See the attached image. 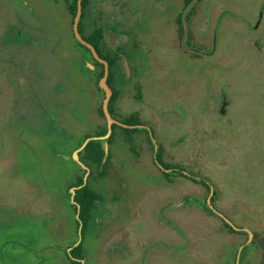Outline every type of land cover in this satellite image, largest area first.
Returning <instances> with one entry per match:
<instances>
[{"label": "rangeland", "instance_id": "obj_1", "mask_svg": "<svg viewBox=\"0 0 264 264\" xmlns=\"http://www.w3.org/2000/svg\"><path fill=\"white\" fill-rule=\"evenodd\" d=\"M26 1L36 14L39 31L31 34L29 43L15 46H21L18 54L24 76L28 73L31 80L35 78L34 94L40 95L41 89L43 97L56 92L53 96L62 97L54 88L58 84L67 87V50L71 51L72 90L75 85L85 87L88 81L78 72L71 16L64 1ZM13 2L0 0V264H60L65 260L63 251L76 239L74 212H67V178L55 168L69 165L60 158L67 154V145L42 143L32 135L35 129L30 122L35 119L36 104L21 95L17 70L4 69L5 53H17L13 46L5 45L10 31L9 25L3 26L13 11L18 13L19 0ZM236 5L239 17L231 15L217 27L212 23L207 31L213 39L209 57L196 62L184 54L155 53L153 58L164 61L167 68L150 69L143 90L152 102L168 104L182 98L191 106L190 113L182 104L181 112L170 107L167 115L153 114L147 124L154 130V141L161 149L185 150L195 137L196 160L170 153L168 162L182 161L193 169L214 189L219 213L236 227L259 234L264 226V52L247 44V22L256 28L263 19L259 31L264 32V0H239ZM205 29L201 22V35ZM162 31L160 22L152 21L150 37ZM224 100L229 102L228 114L221 116L219 107ZM94 106L93 102L85 105L82 136L92 130ZM103 123L101 117H94L95 128ZM181 139L188 144L179 143ZM143 151L140 165H133L140 167V175L128 174V165L125 174L116 163L111 167L116 179L110 180L114 193L108 186L104 194L112 214L100 229L95 228L92 243L86 242V264H236L237 257L239 264H264V236L250 241L249 235L243 243L244 232L232 233L220 217L205 209L208 187L181 176L168 182L154 164L153 151L149 147ZM59 178L66 182L60 183ZM113 195L121 200L115 203L119 216L112 210ZM184 197L189 201L184 203ZM17 208L24 214H18L20 221L15 225L6 219L17 217ZM167 219L180 231L167 224Z\"/></svg>", "mask_w": 264, "mask_h": 264}, {"label": "flooded vegetation", "instance_id": "obj_2", "mask_svg": "<svg viewBox=\"0 0 264 264\" xmlns=\"http://www.w3.org/2000/svg\"><path fill=\"white\" fill-rule=\"evenodd\" d=\"M11 1L13 2L14 0ZM53 1L55 3L64 1L70 12L71 36H73L76 42L74 43V48L76 50L78 72L80 75L83 74L86 77L88 84L85 87L75 85L72 90L70 84L71 51L67 50V62L69 65V71L67 69V87L59 84L55 88L52 87V89L54 88L55 91L62 94L63 98L53 96L57 92L53 93V95H48L47 98L46 96L43 97L42 93L44 92L41 89H37L40 95L34 94L32 89L34 88L35 90V78L33 76L31 80V74L28 73H26V77L24 76L23 66L21 65L22 57L18 54L21 46H15L21 42L29 43L31 34L39 31L37 24L34 22L36 14L32 12L33 8L29 6L26 0H19V4L21 3V5L18 4V13L15 14L13 11L14 14L8 18V23L6 22L3 25L6 28L9 25L7 29L10 31L8 37L5 39V45L13 46L11 48L17 51L14 56H8L7 51L4 55L3 64L5 66L4 69L17 70L16 76L21 87V95L23 93L24 97L25 94L36 104V116L30 122L32 128L35 129L32 135L36 138H41L42 143L45 140L52 142L53 146L60 145L65 147L67 145V154H62L60 158L63 159L62 162L64 164L68 163L70 166L67 165L65 169L61 165H55L58 174H64L67 178V182L63 180L67 185V212H74V208L71 205L76 206L77 213L74 216L80 224L82 222L79 217L81 207L75 201L77 192L85 187H90L101 197L97 202L98 208L93 217V223L89 228V236L85 240V244L87 241L92 243L97 230L95 228L98 227L100 229L105 220L111 217L112 212L106 206V203L109 201L104 194L105 191H108V186H110V190L114 193L110 180L114 182L116 179L114 178L115 171L111 167L116 163L124 169L125 174V166L128 165L126 166L128 174L132 176L140 175L141 172L137 171L140 167L133 168V165H140L141 162L139 161L143 160V150H146L147 147L153 151L154 164L159 168L168 182H172V178L175 176H181L192 183L199 182L208 187L210 195L208 201L205 203V209L208 212L211 211L212 213H210L213 216L220 217L225 227L232 233L241 232L235 230L234 227L236 226L226 216L216 210L213 199L214 191L212 193V187L210 188L208 183L198 178L194 170L192 169L191 171L184 162L177 161L175 164L168 162L170 153H177L182 158L185 157L186 160L195 157L196 160L199 155V149L195 147V137L192 138L193 145H191V148H187L188 150L161 149L154 141V130L147 124L150 117L153 114L161 117L164 116V113L167 115V112L172 107L181 112L179 111L180 105L183 104L185 107H188L186 101L180 98L168 104L155 103L149 99L143 90L145 75L150 69L158 68L164 70L167 68L164 61L160 63L159 60L153 58L155 53L165 54L164 56L166 54H184L196 62L204 56L209 57L213 50V39L209 38L207 31L208 33L210 32L212 23L217 27L224 20L229 19L231 15H234L235 18L239 17L240 15L236 13V4L239 0ZM13 5L14 7L17 6L14 2ZM79 10L81 14L78 21V33L82 39L81 41L78 39L75 29ZM205 17L206 19H204ZM262 20L257 24L256 28L255 24L249 20L247 22V44L254 47L260 53L264 52V32L259 31ZM152 21H159L163 29L162 34L157 37H150L151 33L149 34ZM201 22H204L206 26V31L202 35L200 32ZM148 34L150 38L146 39ZM209 47H211L210 50H208ZM6 49L8 50L9 48ZM180 86L179 84L177 85V87ZM108 91L110 92L108 110L112 119L110 122L104 110ZM31 93L34 96H30ZM89 102L95 104L94 117H101L104 123L98 124L95 128L93 117L90 122L92 127L91 132L82 136L81 132L86 129L82 124L85 117L84 108L86 104L87 106L89 105ZM155 105L157 109H155ZM228 106L229 102L227 100L221 101V106L219 107L221 116L228 114ZM92 107L93 104L90 108L92 109ZM191 111L190 106L188 107V112L190 113ZM190 117L193 119L195 113L193 112ZM203 125L206 127L205 124ZM201 129L204 130L203 128ZM194 130L197 131L198 129ZM92 141L100 143L99 147L103 152L100 165L93 163V161L87 158L86 148ZM184 142L186 145L188 144L182 139L179 140L181 144H184ZM48 155L49 160L52 161L51 155ZM51 165L53 166L52 163ZM89 165L98 166V170L94 169L93 173V169ZM71 167L74 168L72 169ZM72 170L75 171L73 174H71ZM62 179L59 178V181ZM63 181H60V183H63ZM186 184L194 191V188L189 183ZM117 200L120 202V197L115 195L111 197L112 210H117V215L119 216L118 204L115 207V203L118 202ZM182 200L184 203L189 201L187 197H184ZM35 202L36 199L34 198L31 206ZM17 209V217L10 216L6 219L9 223L15 225L19 223L20 218H18V214H22L23 210L22 208ZM26 211L27 215H31L32 218L34 217L29 209H26ZM167 220V224L172 226V222L169 219ZM45 224L44 227H46ZM172 227H176L177 231H180L179 227ZM261 229L263 231L259 234H252L250 241H260L262 239L264 236V226ZM77 232V240L73 239L65 248L67 254L65 255L64 253V263L60 264H71L72 259L80 261L81 264L87 263L89 254L87 247H85L86 257L84 259H75L71 255V251L83 243V222L82 240L79 244V229ZM244 235L245 241L243 243H246L249 239V234L244 232ZM74 240L76 241L74 242ZM118 251L119 249L116 250L117 254ZM110 261L108 260V262ZM238 261L237 257L236 264H239Z\"/></svg>", "mask_w": 264, "mask_h": 264}, {"label": "trees", "instance_id": "obj_3", "mask_svg": "<svg viewBox=\"0 0 264 264\" xmlns=\"http://www.w3.org/2000/svg\"><path fill=\"white\" fill-rule=\"evenodd\" d=\"M100 143L99 142H95L92 141L88 144L87 148H86V153H87V158L91 161H93V163L100 165L101 163V158L103 157V152L101 151V148L99 147ZM98 161V163H97ZM93 164V165H95ZM91 166V168L93 169V173H94V169L98 170V166ZM67 186V185H66ZM101 197L99 196V194L93 190L90 187H85L81 190H79L76 194L75 197V201L80 205L81 209H80V213H79V217L80 220L83 222V243L74 248L71 251V255L73 258L75 259H84L86 257L85 255V240L88 238L89 236V228L93 223V217L95 215V212L98 208L97 206V202L98 200H100ZM71 207L74 208V214L77 213V207L74 205H71ZM211 212V211H210ZM212 213V212H211ZM75 235H76V240H77V235L78 232L77 230L79 229V221L77 219H75ZM74 240V242L76 241ZM66 253V250L63 251ZM71 264H81L80 261H76L74 259L71 260Z\"/></svg>", "mask_w": 264, "mask_h": 264}, {"label": "water", "instance_id": "obj_4", "mask_svg": "<svg viewBox=\"0 0 264 264\" xmlns=\"http://www.w3.org/2000/svg\"><path fill=\"white\" fill-rule=\"evenodd\" d=\"M80 3H81V1H80ZM80 10H79V14H78V17H77V19H76V22H75V29H76V35H77V37H78V39L81 41L82 39H81V37H80V35H79V33H78V21H79V18H80ZM104 85V84H103ZM105 87V86H104ZM109 92V91H108ZM109 97H110V92L108 93V95H107V99H106V102H105V106H104V110H105V114H106V116H107V119L109 120V122L112 120L111 119V116H110V113H109V110H108V101H109ZM89 141V140H88ZM87 141V142H88ZM213 191H214V189L212 188V193H213ZM74 194V193H73ZM227 222H229L228 220H227ZM230 223V222H229ZM81 224V226H80V228H79V241H78V244L81 242V240H82V222L80 223ZM234 229L235 230H237V231H241V232H247V233H249V235H250V237H252V233L250 232V231H247V230H245V229H240V228H237V227H234ZM77 244V245H78Z\"/></svg>", "mask_w": 264, "mask_h": 264}]
</instances>
